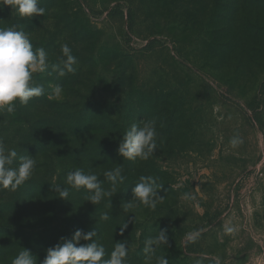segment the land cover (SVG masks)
Returning <instances> with one entry per match:
<instances>
[{
	"label": "rangeland",
	"instance_id": "1",
	"mask_svg": "<svg viewBox=\"0 0 264 264\" xmlns=\"http://www.w3.org/2000/svg\"><path fill=\"white\" fill-rule=\"evenodd\" d=\"M39 6L43 16L21 18L0 0V28H23L33 48L49 55V68L33 77L45 94L23 105L29 126L22 129L29 135L36 127L45 140L31 178L44 194L24 198L10 215L28 240L52 247L75 218L93 227L107 255L115 242L127 241V264H144V242L161 229L168 242L156 254L169 264L202 257V264L216 257L221 264H264V0H39ZM64 44L77 70L59 77L51 66L64 59ZM10 119L0 111V141L8 149ZM150 119L159 134L154 155L121 157L125 131ZM235 135L243 143L233 148ZM117 165L126 177L112 197L117 206L93 205L85 201L89 190L66 183L69 172L81 169L107 189L103 172ZM140 176L163 185L164 201L154 210L124 207ZM56 185L69 189L68 201ZM185 193L195 199L185 200ZM7 196L0 194V203ZM104 212L108 221L100 219ZM226 225L237 231L227 233ZM200 229L199 240L187 243L186 234Z\"/></svg>",
	"mask_w": 264,
	"mask_h": 264
},
{
	"label": "clouds",
	"instance_id": "2",
	"mask_svg": "<svg viewBox=\"0 0 264 264\" xmlns=\"http://www.w3.org/2000/svg\"><path fill=\"white\" fill-rule=\"evenodd\" d=\"M2 4L11 6L21 18H33L43 16L45 9L39 6V0H2ZM61 53L64 59L57 64H53L52 71L59 77L76 72V57L72 54V49L64 44L61 46ZM49 68V55L43 48H33V44L23 28L12 25L0 28V111L13 113L16 108V101L21 105H27L33 97L45 94L42 84H37L33 79L34 74L43 73ZM63 92L61 85L57 84L53 89V94L59 97ZM157 122L155 119L132 123L125 131L119 142L118 154L128 160L146 161L154 155L157 150ZM243 141L238 135L233 136L230 144L233 148L238 147ZM18 153L15 149L6 148L3 141H0V187L4 189L16 190L20 185L29 180L36 168V160L31 155L19 157L17 166H13L17 160ZM120 165L106 170L103 176L110 183V187L105 189L102 181L95 173H85L81 169H76L67 174L66 183L76 190L81 188L89 190V195L85 201L93 205L100 204L107 200V207H112V197L116 194L119 185L123 184L126 177L122 174ZM157 177L140 176L139 182L132 188V199L125 203V209L143 205L150 209H155L158 203L164 201V196L159 194L162 184L157 183ZM58 197L67 200L69 189L56 185L52 187ZM185 200H193L195 197L191 193H185ZM102 221H108V212L101 214ZM127 227L123 223L119 233L122 235ZM202 229L194 230L186 234L187 243H196L202 235ZM225 231L229 234L235 233L234 226L226 225ZM96 231L84 232L77 229L70 239L61 238L60 242L46 250V257L42 264H127L129 246L127 241H117L113 250L106 257V249L99 243ZM80 241L87 243L80 244ZM168 236L164 229L158 234L149 237L144 242V264H169L165 255H157V250L166 246ZM21 250L12 260V264H37L36 257L30 250ZM202 259H197L196 264H202ZM214 264H221L220 258L216 257Z\"/></svg>",
	"mask_w": 264,
	"mask_h": 264
},
{
	"label": "trees",
	"instance_id": "3",
	"mask_svg": "<svg viewBox=\"0 0 264 264\" xmlns=\"http://www.w3.org/2000/svg\"><path fill=\"white\" fill-rule=\"evenodd\" d=\"M15 103L16 108L13 113H8L6 111V114L11 117L9 124L14 125L15 127L11 132V140L9 139V141L6 142V145H8L10 149H15L17 151V159L24 155H31L34 159H44L45 140L43 136H40V133L36 131V127L33 128L35 130H32L29 135L23 131L28 129V118L25 116L26 114L23 105H21L18 100ZM25 124H27V128L25 127ZM99 148L102 149V147ZM13 165L16 166L18 163ZM31 178L14 191L0 187V194L9 195L0 203V264H12V260L21 250H23L22 248L30 250L31 254L36 257L37 264H42V261L46 257V250L50 248L42 239L30 242L22 231V225H18L17 218H10V215H13L19 210L18 208L21 204L20 201L24 198L35 197L42 193L44 194V187L42 184L35 183ZM112 206H117V202L112 203ZM70 220L73 226H66L65 229L69 230L68 233L65 234L64 237L60 236L58 239L56 238L51 241V246L59 243L61 238L70 239L77 229H82L84 232L92 231L93 229V227H90L78 219L71 218ZM83 220H86L85 216L83 217ZM79 243L84 244L87 242L80 241ZM107 256L106 253V257Z\"/></svg>",
	"mask_w": 264,
	"mask_h": 264
}]
</instances>
